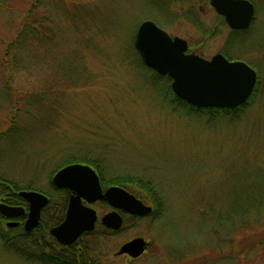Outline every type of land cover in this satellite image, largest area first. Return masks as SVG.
Wrapping results in <instances>:
<instances>
[{"label": "rangeland", "instance_id": "1", "mask_svg": "<svg viewBox=\"0 0 264 264\" xmlns=\"http://www.w3.org/2000/svg\"><path fill=\"white\" fill-rule=\"evenodd\" d=\"M1 1L0 201L20 190L51 194L59 168H93L89 161L103 189L121 186L112 178L140 177L162 206L148 186L131 183L152 212L119 211L122 228L97 234L88 264H264V205L253 207L249 217L255 210L261 217L241 231L236 219L214 231L212 214L236 210L240 192L264 199V0H251L249 27L232 33L209 0H41L50 34L40 46L17 38L33 0ZM146 19L187 40L192 53L219 52L252 67L257 80L245 104L195 112L173 101L170 79L143 66L134 48ZM90 206L98 217L111 209L104 201ZM19 235L0 219V264H52ZM137 236L148 241L140 256L116 254Z\"/></svg>", "mask_w": 264, "mask_h": 264}, {"label": "water", "instance_id": "2", "mask_svg": "<svg viewBox=\"0 0 264 264\" xmlns=\"http://www.w3.org/2000/svg\"><path fill=\"white\" fill-rule=\"evenodd\" d=\"M209 4L234 30L248 28L255 13L250 0H209ZM133 44L142 62L156 73L168 76L173 94L194 107L233 109L244 104L255 87L256 71L244 61L229 60L219 52L208 59L187 52L185 39L170 36L152 20H143L138 25ZM51 183L55 188L70 192L63 220L49 229L62 244H69L81 233L93 229L97 212L90 204L95 201H104L111 207L101 215L100 222L113 230H118L122 224L119 211L136 216L152 212L150 205L121 186L110 185L103 189L97 173L87 164L62 166L52 175ZM18 195L28 204L23 228L30 231L37 225L48 198L35 190H20ZM21 210V207L0 202V215L6 218L18 215ZM147 246L148 241L137 236L122 243L116 254L136 258Z\"/></svg>", "mask_w": 264, "mask_h": 264}, {"label": "trees", "instance_id": "3", "mask_svg": "<svg viewBox=\"0 0 264 264\" xmlns=\"http://www.w3.org/2000/svg\"><path fill=\"white\" fill-rule=\"evenodd\" d=\"M2 2L3 1L0 2V5L2 4ZM40 6H42L41 0H33L31 4V9L28 12L27 17H25L23 22L21 23L20 25L21 28L19 29L18 34H17V38L22 37V40H20L21 38L19 39L20 40L18 42L19 45H21V42L24 43L23 40L25 38V45L29 44L28 42L29 40H32L34 43L40 46L41 44L45 42L46 33L48 35L50 34V31L47 30V26L44 24L46 20V16L43 13L39 14L38 12V8ZM141 63L144 66V63L142 61ZM171 96L173 98V101L177 103H181L184 106L188 107L190 111H195V112H199L203 109H207V110L210 109L216 112L218 111L220 113L221 112L223 113V111L234 112L236 109H238L239 107L245 104L244 103L241 106L233 108V109H220V108H211V107L197 108L179 99L174 94H171ZM85 162L93 166V168L99 174L100 180L103 184L104 180L102 179L101 171L97 167L98 165L95 163H91L89 161H85ZM108 182L109 184L113 183V184H119L121 186H125L128 189L130 188L134 189L132 188L133 185L131 186V183H136V185H139L143 188L144 186L145 187L148 186V188L146 189L147 191L151 193L150 197L153 200V204L155 208L158 209L159 207L162 206L161 205L162 199H160L158 191L155 188H153V185L150 181H144L140 177H134L130 179H121V178L113 179L112 178ZM128 182L130 186H126L127 185L126 183ZM135 188L136 189H134L133 192L138 198L141 199L142 196L138 192H136L137 187ZM240 194H242V196L244 197L243 203L240 204V201H238V206L236 210L230 211L225 217L222 214H219L217 211L212 213L213 216L214 217L216 216L217 220L219 221V223H217L219 224L218 226L217 224L216 225L212 224L216 226V227H213L214 231H217L218 230L217 227L222 226V225H228L230 228H232L235 222L234 221L235 219H236V224H235L236 231L248 229L252 226L253 220L255 221L257 218L261 217L262 213L259 212L258 210H255L257 213L256 215H253L255 218L249 217V213L251 212V210H253V207L257 209L258 207L256 206L264 205V199L259 198L257 195H255L253 191L252 192L251 191L240 192ZM240 194H239V197H241ZM46 195L48 197V201L41 211L40 224L35 229H33L30 233H25L24 230L20 231L21 237H23L28 244L34 243L40 249V245L37 239H34L33 236H35L38 232L40 233L43 232L47 240L49 238L52 242L51 245H46L45 247L46 248L45 262L52 263V264H81L83 260L82 258H89L90 253L96 252V250L98 249V244H97L98 235L106 236V235L111 234V231L104 229L101 226H96L93 231L88 232L84 235L85 238L90 237L92 240V243L83 244L82 246H80V248H76L75 250H72V247H63L59 245L49 235L48 230L51 226L58 224L63 219L66 206H67V201H68V191L66 189L55 188L54 192H52L51 194H46ZM12 200L15 203H17L19 200L24 201V199L19 197L16 193L13 195ZM262 215L264 216V213ZM9 231L11 232L10 229ZM68 255L75 256L76 260H74L73 263L66 262L65 261L66 258H69Z\"/></svg>", "mask_w": 264, "mask_h": 264}, {"label": "flooded vegetation", "instance_id": "4", "mask_svg": "<svg viewBox=\"0 0 264 264\" xmlns=\"http://www.w3.org/2000/svg\"><path fill=\"white\" fill-rule=\"evenodd\" d=\"M219 15V14H218ZM220 16V15H219ZM220 17H222V16H220ZM223 18V17H222ZM230 29V28H229ZM230 31H231V33L232 32H235V31H238V30H234V29H230ZM184 39V38H183ZM186 42H187V52H190L188 49H189V43H188V41L186 40ZM222 54V53H221ZM105 189V188H104ZM67 190V189H66ZM68 191V196H69V190H67ZM13 195L14 194H9V195H6V197H4L3 199H2V201H0V202H3V203H6V204H8V205H13V206H18V207H21L23 210H21L20 211V213L18 214V215H16V216H13V217H11V218H6V217H4V216H2V215H0V219L4 222V226L6 227V229H10V230H17V229H19V231H22V230H24V228H23V223H24V220H25V218H26V213H27V209H28V204H27V202L26 201H23V200H19L17 203H15V202H13V200H12V198H13ZM47 196V195H46ZM48 198V197H47ZM47 204V203H46ZM43 209V208H42ZM42 209H41V211H42ZM120 213V212H119ZM40 216H41V212H40ZM39 216V220H38V223H37V225L33 228V229H35L39 224H40V222H41V217ZM121 216H122V214H121ZM100 217L101 216H99L98 217V215H97V220L95 221V223H94V227H93V230L95 229V227L96 226H101V227H103L104 229H107V230H109V231H111V233H115L116 232V230H113V229H110V228H107L105 225H103L101 222H100ZM134 217V216H133ZM64 218V217H63ZM63 220V219H62ZM61 220V221H62ZM8 221H11V222H13V224H7V222ZM60 221V222H61ZM123 221H124V219H123V216H122V226H123ZM59 222V223H60ZM58 223V224H59ZM58 224H56V225H58ZM56 225H53V226H56ZM53 226H51V227H53ZM122 226H121V228H122ZM50 227V228H51ZM49 228V229H50ZM32 229V230H33ZM32 230H30V231H25V233H30ZM92 230V231H93ZM88 232H91V231H85V232H83V233H81L74 241H72L71 243H69V244H62V243H60L59 241H57L50 233H49V230H48V233H49V235L53 238V240L56 242V243H58L59 245H61V246H63V247H72V250H75L76 248H80V246H82L83 244H91L92 243V240H91V238L90 237H84V235L86 234V233H88ZM33 238L34 239H37V241H38V243H39V245H40V252H41V254L42 255H45L46 254V244H47V240H46V236H45V234L42 232V233H40V232H38L35 236H33ZM46 241V242H45ZM86 242V243H85ZM124 243V242H123ZM98 245H99V243H97ZM126 257H130V256H128L127 254H124ZM69 256V258H66V262H68V263H73V261L74 260H76V257L75 256H70V255H68ZM83 260H82V262H81V264H85V263H87L88 264V262L90 261V259L89 258H82Z\"/></svg>", "mask_w": 264, "mask_h": 264}, {"label": "snow or ice", "instance_id": "5", "mask_svg": "<svg viewBox=\"0 0 264 264\" xmlns=\"http://www.w3.org/2000/svg\"><path fill=\"white\" fill-rule=\"evenodd\" d=\"M225 2H227V0H225ZM224 86H225V87H227L228 85H227V84H225Z\"/></svg>", "mask_w": 264, "mask_h": 264}]
</instances>
